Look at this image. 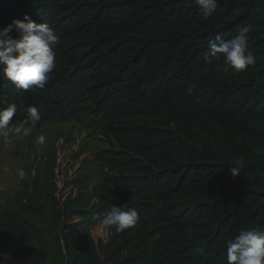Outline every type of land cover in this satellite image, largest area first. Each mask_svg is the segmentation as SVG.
<instances>
[{
    "label": "trees",
    "instance_id": "1",
    "mask_svg": "<svg viewBox=\"0 0 264 264\" xmlns=\"http://www.w3.org/2000/svg\"><path fill=\"white\" fill-rule=\"evenodd\" d=\"M25 15L61 37L57 66L42 90L0 73V108L95 143L40 145L0 191V264H227V242L264 227V0H219L207 19L195 0H0V29ZM244 26L253 65L204 60ZM123 205L133 228L93 219Z\"/></svg>",
    "mask_w": 264,
    "mask_h": 264
},
{
    "label": "clouds",
    "instance_id": "2",
    "mask_svg": "<svg viewBox=\"0 0 264 264\" xmlns=\"http://www.w3.org/2000/svg\"><path fill=\"white\" fill-rule=\"evenodd\" d=\"M219 0H195L205 19L210 18L216 12ZM15 31L19 39L9 36ZM249 26L239 29L231 39L225 40L217 34L209 41V52L204 55L206 62L223 59L233 69L244 71L255 63V56L249 48ZM61 43V37L54 27L48 22L37 23L25 15L23 20H13L6 28L0 29V73L16 89H44L50 82L56 69L57 48ZM196 86L190 85L186 91L191 95ZM17 112L15 103L0 108V137L5 142L11 143V134H19L22 130L25 134L35 128L41 116L36 107L27 109V117L19 125L12 123ZM45 137L37 138L38 144L45 143ZM243 160L236 161L237 166H242ZM242 167H235L236 169ZM21 178L25 175L23 170L19 172ZM105 228L123 232L135 227L140 219L139 211L135 207L112 206L107 214L102 217H93ZM227 264H264V227L242 229L234 239L226 244Z\"/></svg>",
    "mask_w": 264,
    "mask_h": 264
},
{
    "label": "rangeland",
    "instance_id": "3",
    "mask_svg": "<svg viewBox=\"0 0 264 264\" xmlns=\"http://www.w3.org/2000/svg\"><path fill=\"white\" fill-rule=\"evenodd\" d=\"M39 136L46 138L44 143L45 147L56 144L57 148L69 146L76 150L82 145L86 146L95 143L92 139L85 137L86 135L84 133H79L75 130L71 134L68 127L63 129L62 127L56 126L32 128L27 134L23 130L19 134L13 132L11 134V143L5 142L4 138L0 137V191H16L19 189L22 179L28 177L29 162L32 161V158L29 159L30 154L38 150L41 145L36 142ZM65 155L66 157L61 164L62 168L69 160V157H72L69 151ZM83 158L84 156L75 165H71L70 167L78 169ZM21 170L25 173L23 178L19 175Z\"/></svg>",
    "mask_w": 264,
    "mask_h": 264
}]
</instances>
